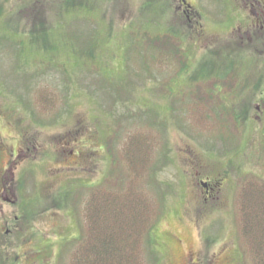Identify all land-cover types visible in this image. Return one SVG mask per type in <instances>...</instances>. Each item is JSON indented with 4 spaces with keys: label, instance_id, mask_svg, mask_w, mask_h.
<instances>
[{
    "label": "rangeland",
    "instance_id": "374dc122",
    "mask_svg": "<svg viewBox=\"0 0 264 264\" xmlns=\"http://www.w3.org/2000/svg\"><path fill=\"white\" fill-rule=\"evenodd\" d=\"M181 1L105 0L37 41L0 23V264H73L92 197L132 188L152 228L146 264L264 263V76L216 66L242 1L186 0L212 31L195 73L179 58L193 36ZM21 130L87 136L90 169L68 171L62 152L14 161Z\"/></svg>",
    "mask_w": 264,
    "mask_h": 264
},
{
    "label": "flooded vegetation",
    "instance_id": "af4514ba",
    "mask_svg": "<svg viewBox=\"0 0 264 264\" xmlns=\"http://www.w3.org/2000/svg\"><path fill=\"white\" fill-rule=\"evenodd\" d=\"M241 1V5H236L240 8V19L231 20L230 24L225 22V27H219L220 29L217 31L221 34H227V37L231 39L227 43L232 46V52L221 56V59L217 60L216 66L225 72L233 73L235 69H239L244 74L264 76V0ZM104 2L105 0H98L97 4H95L94 0L92 3L91 0H2L0 2V23L3 22L8 27L16 28L18 31L23 28L26 33L30 32V30L34 33H41L34 37L33 35H24V37L28 38L33 37L37 41L45 38L48 33L60 31L63 28L66 29L69 24H72L75 12L83 11L88 18L89 12L91 10L99 11ZM178 9L183 13L182 17L185 18V24L187 21L191 32H193L190 40L188 42L183 41V45L179 48V58L183 65L182 70L187 73H195L201 70L197 67V62L202 64L201 59L196 57L195 52L205 48L213 50L211 46L206 44L208 42L204 44L201 42L205 38V34L207 33L208 35L212 31L209 32V30L203 29L200 24L201 14H198L186 0L180 2ZM3 14L7 15V21H2ZM85 22H82V26H84ZM92 22L94 24L95 21ZM99 25H104V22L100 19H98L97 23V26ZM185 26L187 27V25ZM238 39L241 42L243 52L237 46L238 42L236 43V41ZM1 41L2 37H0ZM54 57L55 55L52 59ZM50 62L53 64V61L50 60ZM254 87H258V90H260L264 86L263 83H258L254 84ZM39 92V96H41L39 102L46 103L52 110L56 106V101H52L51 96L43 98V91L39 90ZM54 94L55 92L53 91ZM17 100L18 103L22 101L20 97ZM258 107L256 106V108ZM55 118L49 117L46 118V121H51L50 124L55 125L56 123L52 122ZM15 135L16 143L6 149L12 152L11 155L14 157V161L21 158L25 162L26 160H31L32 157L37 161L40 159V154H43L44 156H50V160L47 163L49 165L52 162L51 159H54L52 163H55L58 152H62L66 155V166L64 168H67L68 171L87 173L90 169L89 146L88 141L85 140L87 136L81 135V133L67 131L61 133L58 137L57 132L22 133L21 130ZM0 136L2 135L0 134ZM58 138L61 141L60 150L57 148ZM46 161L44 160L43 162ZM82 181L84 182V180ZM3 189V198L7 202L15 204L16 200L8 196L9 193L5 185Z\"/></svg>",
    "mask_w": 264,
    "mask_h": 264
},
{
    "label": "trees",
    "instance_id": "16d2710c",
    "mask_svg": "<svg viewBox=\"0 0 264 264\" xmlns=\"http://www.w3.org/2000/svg\"><path fill=\"white\" fill-rule=\"evenodd\" d=\"M135 194L132 188L128 196L107 195L104 200L98 196L92 197L86 217L87 234L79 239L73 264H146L147 257L144 258L142 248L145 242L147 247L152 244V228L148 217L145 219V201L135 198ZM131 197L136 201L131 200ZM243 227L244 232H247L246 222ZM253 256L258 264H264L259 261L262 255ZM154 259L159 264L157 257Z\"/></svg>",
    "mask_w": 264,
    "mask_h": 264
}]
</instances>
